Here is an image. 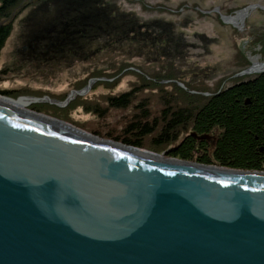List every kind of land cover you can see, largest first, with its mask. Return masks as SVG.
Masks as SVG:
<instances>
[{
  "label": "water",
  "instance_id": "1",
  "mask_svg": "<svg viewBox=\"0 0 264 264\" xmlns=\"http://www.w3.org/2000/svg\"><path fill=\"white\" fill-rule=\"evenodd\" d=\"M0 98L17 104L0 103V264H264V171L164 158L23 112L56 101Z\"/></svg>",
  "mask_w": 264,
  "mask_h": 264
},
{
  "label": "trees",
  "instance_id": "2",
  "mask_svg": "<svg viewBox=\"0 0 264 264\" xmlns=\"http://www.w3.org/2000/svg\"><path fill=\"white\" fill-rule=\"evenodd\" d=\"M16 19L20 20L23 45L19 49L21 61L29 65H72L88 62L104 51L127 49L129 58L164 61L174 69L176 64L183 67L190 50L195 48L176 23L145 21L109 0H0V20L4 21L0 25V59L13 35ZM198 38L206 46L213 42L203 35ZM171 72L167 79L172 84L185 78ZM148 81L120 96L109 97L107 109L95 110L100 116L107 110L133 106L141 112L135 117L136 123L115 142L144 149L146 139L151 138L153 145L171 158L264 171V74L235 81L208 94L188 92L174 84L176 93L172 95L164 89L166 86H155L153 78L154 84ZM155 88L162 89L157 116L150 100H139L143 91L157 95ZM193 90L199 91V87L193 86ZM0 94L8 96L9 92ZM206 136L215 137L216 145L195 138ZM172 145L175 147L170 149ZM212 147V155L194 159L198 149L206 151Z\"/></svg>",
  "mask_w": 264,
  "mask_h": 264
},
{
  "label": "rangeland",
  "instance_id": "3",
  "mask_svg": "<svg viewBox=\"0 0 264 264\" xmlns=\"http://www.w3.org/2000/svg\"><path fill=\"white\" fill-rule=\"evenodd\" d=\"M109 1L117 3L124 11L136 13L145 21L162 19L176 23L189 42L195 45L188 54L187 63L183 67L176 64L171 69L164 61L129 58L130 50L115 49L104 51L88 62H75L72 65L66 62L29 65L21 61L23 56L19 51L23 47L20 16L15 20L13 35L0 59V93L9 92L8 96L0 94V97L14 101L24 97L56 101L32 104L27 110L101 139L114 141L136 123L135 117L142 114L135 111L133 106L126 110H107L100 116L101 113L95 110L107 109L109 97L129 92L136 86L146 84V80L151 84L156 83L155 86H166L164 89L173 92L172 95L176 93L174 84L188 92L208 94L254 76L238 77L253 68L255 59L264 63V0ZM242 12L246 14L243 22L228 20ZM3 22L0 20V25ZM202 35L213 42L206 46L198 38ZM171 70L185 75V78L173 81L174 84L168 82ZM193 86H198L201 92L193 90ZM155 91L157 95L143 91L139 100L145 103L150 100L151 109L157 116L161 109L162 89L155 88ZM152 142L151 138H147L142 150L171 158ZM173 147L175 145L170 149ZM199 154L196 152L194 159L198 160Z\"/></svg>",
  "mask_w": 264,
  "mask_h": 264
},
{
  "label": "bare ground",
  "instance_id": "4",
  "mask_svg": "<svg viewBox=\"0 0 264 264\" xmlns=\"http://www.w3.org/2000/svg\"><path fill=\"white\" fill-rule=\"evenodd\" d=\"M245 13L244 12H242V13H240L239 15H238V17H235V18H231V19H228L229 21H231V22H239L240 20H241V22H243V20H244V17H245ZM253 68H254V70H264V63H261L260 61H257L256 59H255V63H254V66H253ZM0 103H2V104H5V105H7V106H9V105H17V104H15V103H11V102H7V101H4L3 99H1L0 98ZM29 107V106H28ZM27 111V107L23 110V112H26ZM31 115V114H30ZM44 120H48V119H44ZM50 121H52V120H50ZM53 123H55V124H58L60 127L62 126V127H66V128H69V129H71V128H74V129H77V128H75V127H73V126H71V127H68L65 123H61V122H59V121H52ZM70 126V125H69ZM78 130H80V131H82L81 129H78ZM82 132H84V131H82ZM92 135V134H91ZM112 141V140H111ZM115 142V141H114ZM119 143V142H118Z\"/></svg>",
  "mask_w": 264,
  "mask_h": 264
},
{
  "label": "flooded vegetation",
  "instance_id": "5",
  "mask_svg": "<svg viewBox=\"0 0 264 264\" xmlns=\"http://www.w3.org/2000/svg\"><path fill=\"white\" fill-rule=\"evenodd\" d=\"M193 136V135H192ZM198 141H205V143H208V144H210V145H213V146H215L216 145V140L214 139V138H210V139H205V137H195ZM213 140V141H212ZM213 148V147H212ZM215 150H214V148L213 149H209L208 150V148L206 149V151H201V149H198V153H200L198 156H199V158H202V157H204V154H209V155H212V153L214 152ZM207 152V153H206Z\"/></svg>",
  "mask_w": 264,
  "mask_h": 264
}]
</instances>
